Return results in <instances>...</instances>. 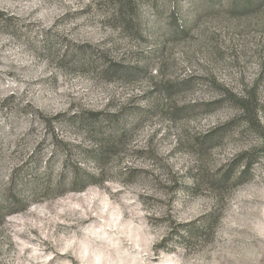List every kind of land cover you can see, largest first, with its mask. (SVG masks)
<instances>
[{"label": "rangeland", "instance_id": "obj_1", "mask_svg": "<svg viewBox=\"0 0 264 264\" xmlns=\"http://www.w3.org/2000/svg\"><path fill=\"white\" fill-rule=\"evenodd\" d=\"M0 264H264V0H0Z\"/></svg>", "mask_w": 264, "mask_h": 264}]
</instances>
